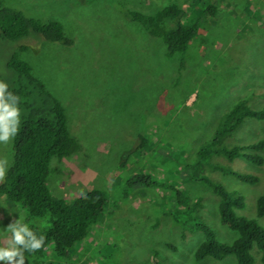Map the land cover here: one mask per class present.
Instances as JSON below:
<instances>
[{
  "label": "rangeland",
  "instance_id": "1",
  "mask_svg": "<svg viewBox=\"0 0 264 264\" xmlns=\"http://www.w3.org/2000/svg\"><path fill=\"white\" fill-rule=\"evenodd\" d=\"M4 1L27 16L59 21L72 40L0 37V76L8 83L18 78L5 68L17 52L62 103L69 132L81 144L78 152L50 160L47 186L67 203L90 189L107 200L67 257L50 242L35 264H238L234 254L222 260L194 255L206 237L203 225L222 243L239 235L220 220L215 185L243 196L236 214L264 228L256 213L264 164L218 152L264 143V119L246 117L231 132L226 119L241 100L251 109L264 106V0ZM172 4L194 37L185 52L168 55L162 39L127 12L152 15ZM244 152L264 157V145ZM12 159L13 137L0 143L3 176ZM230 170L258 181L247 183ZM18 215L33 229L47 227V216L29 219L0 195V243ZM251 254L253 264H264L257 246Z\"/></svg>",
  "mask_w": 264,
  "mask_h": 264
},
{
  "label": "trees",
  "instance_id": "2",
  "mask_svg": "<svg viewBox=\"0 0 264 264\" xmlns=\"http://www.w3.org/2000/svg\"><path fill=\"white\" fill-rule=\"evenodd\" d=\"M181 13L182 10L176 4H172L152 15L129 10L127 16L132 21L142 23L150 35L161 38L168 55H173L185 52L194 37L193 29L182 24ZM167 22L174 24L167 27ZM31 33L40 34L48 41L72 44V40L65 36L59 21H42L27 16L20 9L0 0V37L16 40ZM19 49L23 51L27 47L21 46ZM5 68L18 75L15 81L7 83L9 90L20 98V124L17 134L13 137L12 163L0 182V195L8 202L20 205L29 219L47 216L46 228L33 229L38 235L43 233L44 244L34 254H26L25 264L38 263L36 258L50 242L53 243L57 255L67 257L74 244L88 235L90 225L101 216L107 200L98 189H90L77 196L72 203L54 198L46 183L49 162L53 157L62 159L78 152L81 144L69 132L64 106L44 83L33 75L31 65L19 58L15 52L6 59ZM0 79L4 80L1 76ZM246 117L263 120L264 106L257 110L251 109L241 100L226 114L230 124L227 132L234 130ZM263 145L262 141H258L232 148L222 147L218 152L229 160L245 157L262 165L263 156L257 153L249 154L244 150H260ZM207 148L209 145L204 146L199 154L202 156L208 153ZM228 172L247 183L258 181L255 175L233 170ZM143 177L146 176H139V179ZM214 190L221 198L219 202L221 222L237 230L239 235L231 243H222L215 238L207 225L201 226L206 237L199 244L195 259L201 260L206 256H212L216 260H222L234 254L238 264H253L251 249L257 246L261 250V259L264 263V228L254 219L238 216L235 212L236 208L244 207L243 196L229 192L220 185H215ZM256 213L258 216H264V190L257 198ZM155 261L154 264H159Z\"/></svg>",
  "mask_w": 264,
  "mask_h": 264
},
{
  "label": "clouds",
  "instance_id": "3",
  "mask_svg": "<svg viewBox=\"0 0 264 264\" xmlns=\"http://www.w3.org/2000/svg\"><path fill=\"white\" fill-rule=\"evenodd\" d=\"M20 98L9 90L6 81L0 79V143H6L17 134L20 124ZM3 168L0 167V178ZM7 234L0 243V264H25L26 254H34L44 244L43 233L37 234L29 223L19 217L9 223Z\"/></svg>",
  "mask_w": 264,
  "mask_h": 264
}]
</instances>
